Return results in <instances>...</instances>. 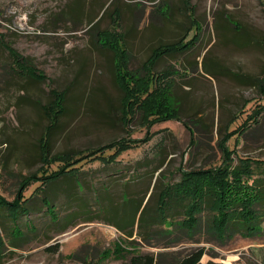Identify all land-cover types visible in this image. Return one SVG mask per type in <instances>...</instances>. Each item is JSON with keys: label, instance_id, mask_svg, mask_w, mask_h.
<instances>
[{"label": "rangeland", "instance_id": "obj_1", "mask_svg": "<svg viewBox=\"0 0 264 264\" xmlns=\"http://www.w3.org/2000/svg\"><path fill=\"white\" fill-rule=\"evenodd\" d=\"M190 3L197 23L186 0H0V37L46 75L37 81L12 73L10 50L0 44V193L12 200L24 176L76 166L46 185V205L35 194L42 180L34 178L24 189L27 197L35 191L29 212L13 222L2 211L0 264H131L136 252L154 254L160 264L200 247L198 264H264V214L262 232L223 240L208 230L211 209L198 213L193 234L176 225L168 234L156 215L162 183L225 161L233 169L239 156L260 159L252 166L264 188V90L248 77L264 78V0ZM94 22L109 28L101 35L118 56L125 53L119 33H126L132 70L155 45L189 29L190 39L197 24L202 28L192 46L158 61L155 69L169 67L166 74L123 76V113L113 52L96 43ZM52 88L66 91L67 110L48 132L56 112L42 104L58 103ZM111 140L121 141L118 148L94 149ZM45 142L51 164L41 157ZM60 153L65 158L55 161ZM243 178L241 190L252 183ZM146 203L139 222L136 210Z\"/></svg>", "mask_w": 264, "mask_h": 264}, {"label": "trees", "instance_id": "obj_2", "mask_svg": "<svg viewBox=\"0 0 264 264\" xmlns=\"http://www.w3.org/2000/svg\"><path fill=\"white\" fill-rule=\"evenodd\" d=\"M188 2H191V0H188ZM188 2L186 0V4L191 8L189 13L191 20L192 22L197 23L198 21L193 9L194 5L191 3L188 4ZM112 15H114L116 23L121 25L120 10L118 8H114ZM226 17L230 18L227 15ZM95 23L96 22H94L90 27L95 25ZM201 28L202 27L197 24L196 30L190 39L187 38L188 32L190 31L189 29L178 39L161 42L155 45L152 47V50L147 58L142 62L141 67L137 68V70H132L129 66L132 53L125 39L126 33L123 30H121L119 33V38L123 43L122 47L125 53L122 56H118L117 49L113 45L104 42L105 40L103 35H101L104 33H109V28H97V25L93 26V29L95 30L94 36L96 43L100 47L113 52V71L115 75V81L122 91L119 106L120 112H127L126 96L128 92H126L122 85L123 76H135L137 75L138 71H140V69L156 70V65L162 57L183 52L185 49L192 46L193 43H195L200 37ZM0 44L6 49L9 48L10 50L9 53L13 58V63L11 65L12 73L37 81L46 79V75H44L43 72H41V70H39L38 67L32 63V59L26 56H19L18 50L11 47L4 37H0ZM15 65L23 66V70L21 68L19 69L23 72L15 70ZM209 71L210 70L207 69V72ZM167 72H169V67L156 70L157 76L164 75ZM209 73H211V71ZM232 73L236 77H241L243 75L241 72L237 71H233ZM248 77L253 81L255 80L264 90V86L262 85L263 83L261 84L264 78L259 76L255 77L254 75H250ZM51 95L57 96L59 101L55 106L53 105L55 104V99L48 101L46 104H42V108L45 112H56L53 116L54 118L51 119L52 122L48 128V132L53 126L57 124L61 114L63 115L66 112L68 98L64 89L52 88ZM52 106H54V108ZM176 112L179 113L178 110ZM175 114L177 116L174 117H179V114ZM234 131L235 130L228 132V135H230L229 137L233 135ZM120 142L121 141L119 140H111L110 142H107L106 144L98 146L94 149L103 150L105 148H118ZM223 146H225V150L228 149L227 154L230 152L235 153V148L230 149L225 143ZM122 147V149H125V146ZM50 151L49 144L45 142L41 155L43 161L46 162L45 158L46 156H50ZM115 152H112L110 155H116ZM239 157L241 163L238 164V167L233 169L230 168V161H228L227 164L225 161L223 164L212 167L196 170H185L181 172L180 179L172 182L167 181L162 183L158 192L157 205L155 209L157 212L156 215L160 216L162 222L166 223L168 234H170L173 230V225L185 229L190 234L195 233L201 221V216L198 215V213L200 211H204L205 209H211L213 211L211 224H208V230L218 239L223 240L229 238L234 236L236 232H241V234L245 236H253L262 232L261 221L264 214V207H259L258 204L260 205V203L264 202V188L257 184V179L254 177V167L252 166L253 163L260 162V159L252 158L251 156ZM64 158L65 154L63 153L53 156L55 161ZM113 160L115 159H108L107 161L111 162ZM46 163L51 164V160L47 161ZM74 167L76 166L60 170L56 169L54 173L49 174L45 172L40 174L38 171L35 174L32 173L30 175L24 176L21 186H24L25 184V187L19 189L14 199L10 200L5 195L0 193V216L3 215V210H7L11 220L16 222L21 215L29 212L28 202L34 195L33 193L35 191L27 197L25 195L24 189L31 183H34L31 182L34 178L35 181L42 180V183L35 188L37 191H39L35 194H42V199L46 205L47 198H49L48 195L45 194L46 185L49 184L51 180L64 175L67 171L75 169ZM231 175H233V177H231ZM243 175L248 176L247 181L250 178L252 183L248 182V184L245 186L246 189L241 190V187L244 184L242 181L244 180ZM234 188H236V190ZM50 204L55 207L54 203L51 202ZM50 207L51 206H48L47 210H49ZM146 211L147 203L144 206L140 205L137 208L136 215H138L139 222L144 220ZM135 219L136 218H134V220ZM2 238L3 236L0 235V244L4 243ZM203 254L204 248L200 247L199 249L192 251L190 254L183 256L182 258H175L167 262L160 261V264H198ZM131 264L159 263L154 254L136 252L131 256Z\"/></svg>", "mask_w": 264, "mask_h": 264}]
</instances>
